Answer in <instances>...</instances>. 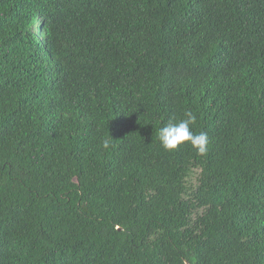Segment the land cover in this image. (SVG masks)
<instances>
[{
	"label": "trees",
	"instance_id": "1",
	"mask_svg": "<svg viewBox=\"0 0 264 264\" xmlns=\"http://www.w3.org/2000/svg\"><path fill=\"white\" fill-rule=\"evenodd\" d=\"M187 263L264 264V0H0V264Z\"/></svg>",
	"mask_w": 264,
	"mask_h": 264
},
{
	"label": "clouds",
	"instance_id": "2",
	"mask_svg": "<svg viewBox=\"0 0 264 264\" xmlns=\"http://www.w3.org/2000/svg\"><path fill=\"white\" fill-rule=\"evenodd\" d=\"M184 115L186 119L175 123L170 121L167 125L160 128L158 139L161 146L166 151H174L182 145L190 144L197 151L198 155H206L209 145L207 133H194L191 126L195 124L196 116L191 111L185 112ZM109 147L110 142L105 140L103 148L108 149Z\"/></svg>",
	"mask_w": 264,
	"mask_h": 264
},
{
	"label": "water",
	"instance_id": "3",
	"mask_svg": "<svg viewBox=\"0 0 264 264\" xmlns=\"http://www.w3.org/2000/svg\"><path fill=\"white\" fill-rule=\"evenodd\" d=\"M187 264H189V263H187Z\"/></svg>",
	"mask_w": 264,
	"mask_h": 264
}]
</instances>
